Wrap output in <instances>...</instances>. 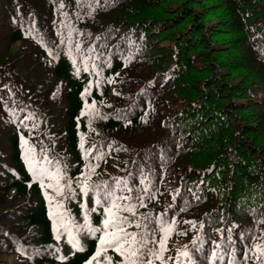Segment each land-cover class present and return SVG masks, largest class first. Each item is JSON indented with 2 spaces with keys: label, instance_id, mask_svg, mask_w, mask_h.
<instances>
[{
  "label": "trees",
  "instance_id": "obj_1",
  "mask_svg": "<svg viewBox=\"0 0 264 264\" xmlns=\"http://www.w3.org/2000/svg\"><path fill=\"white\" fill-rule=\"evenodd\" d=\"M108 192L152 264H264V0H0V264H126Z\"/></svg>",
  "mask_w": 264,
  "mask_h": 264
},
{
  "label": "snow or ice",
  "instance_id": "obj_2",
  "mask_svg": "<svg viewBox=\"0 0 264 264\" xmlns=\"http://www.w3.org/2000/svg\"><path fill=\"white\" fill-rule=\"evenodd\" d=\"M25 158H29L27 153ZM39 178L40 177H38V179ZM88 178L89 177L85 178V182L81 188V191L84 195H87L89 191L87 184ZM116 183L119 184L120 182L116 181ZM41 187H44L42 180ZM48 187H52V185H48ZM57 191L60 192L59 186H57ZM128 191L130 192L131 189L129 188ZM113 195L114 194L112 192H108L105 195V201L110 206L104 207V214L106 215V219L103 221L104 234L99 238L101 246L115 249L122 256L126 257V264H152V260L147 259L148 256H152L156 260H162V252L165 250L164 245L167 239V232L170 229H166L164 238L156 242V249L147 248V241H137L135 233H128L125 230V224L128 223L127 218H121L118 216V212L120 211L129 212L133 216H135V205L126 204L122 207L117 201L120 199L127 200L129 199V197L124 196L112 198ZM137 199L141 200V206H143L142 198L137 197ZM96 204L100 205L101 200L97 199ZM136 226L140 227L139 224H137ZM96 231H101V229H96ZM96 255L99 256L100 253L97 252ZM181 255L186 256L187 253H181ZM89 264H91V261L89 262Z\"/></svg>",
  "mask_w": 264,
  "mask_h": 264
}]
</instances>
